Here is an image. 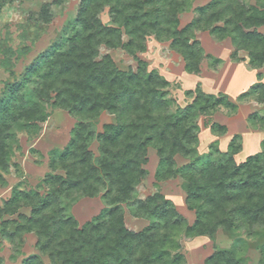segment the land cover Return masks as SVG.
<instances>
[{
    "label": "trees",
    "instance_id": "trees-1",
    "mask_svg": "<svg viewBox=\"0 0 264 264\" xmlns=\"http://www.w3.org/2000/svg\"><path fill=\"white\" fill-rule=\"evenodd\" d=\"M51 5L41 4L37 22L51 20ZM190 6L191 0H79L66 31L19 78L5 82L0 92V186L6 183L10 140L16 131L33 130L44 122L47 105L76 119L66 145L50 150L49 170L38 187L15 184L0 204L1 238L14 245L27 233L36 237L39 253L24 257L21 264H183L179 237H214L217 230L233 245L215 249L204 264H248L243 255L247 238L264 264V148L236 163L240 136L234 134L226 151L197 154V118L218 107L235 108V103L223 93L198 89L191 102L171 111L167 81L136 55L152 35L169 41L182 56L185 70L197 73L203 50L195 31L202 30L218 41L229 37L234 45L231 57L235 60L244 51L248 66L260 69L264 0H209L195 7L196 16L180 26L179 14ZM105 9L109 23L100 18ZM102 46L123 49L136 67L119 69L109 53H100ZM261 76L257 71V81L239 99L249 95L264 101ZM102 112L115 121L96 132L93 121ZM248 119L264 121L256 113ZM211 127L226 131L217 123ZM93 140L96 152L90 149ZM149 147L158 158L157 181L175 176L184 181L185 203L195 214L191 224L157 191L143 199L134 197L146 173ZM178 154L188 159L180 166L174 160ZM100 192L104 207L79 225L66 201L76 194L93 197ZM123 205L147 224L138 231L128 229ZM23 208H28L27 214Z\"/></svg>",
    "mask_w": 264,
    "mask_h": 264
},
{
    "label": "rangeland",
    "instance_id": "rangeland-1",
    "mask_svg": "<svg viewBox=\"0 0 264 264\" xmlns=\"http://www.w3.org/2000/svg\"><path fill=\"white\" fill-rule=\"evenodd\" d=\"M209 0H191L188 10L179 14L180 26L190 22L195 16V7L204 5ZM255 0H244L253 4ZM51 3V20L42 24L35 20V14L42 3ZM79 0H4L0 2V92L5 82L19 78L25 68L34 59L45 51L70 23L76 14ZM102 22L109 23L106 9L100 13ZM264 33V26L259 28ZM195 37L203 50V58L197 73L187 72L180 53L170 47L169 41H159L154 36L146 37L145 50L136 55L146 62L148 69H156L167 81V94L171 100L170 110L183 107L193 99L198 89L204 93L217 95L225 94L235 103V108L218 107L207 115L197 118V154L208 153L215 149L224 152L235 133H240V150L234 154L236 163L242 162L249 155L263 151L264 148V121H250L252 113L264 118V101L258 102L254 96L239 99L238 94L245 91L249 85L257 81L256 73L261 72V82L264 83V65L260 69L248 66L246 52L239 51L234 60L231 54L234 45L231 39L216 40L207 31H195ZM100 53H109L119 69L135 68L136 60L123 49L100 48ZM219 58L220 62H214ZM13 72V75L10 73ZM48 117L33 130L16 131L12 140V154L10 166L4 177L6 183L0 186V204L10 195L12 186L20 184L25 189H35L49 170L48 160L50 150L61 149L70 138V130L76 119L66 110L53 108L47 105ZM113 115L102 112L93 121L96 132L102 130L105 123L114 122ZM217 123L226 128L220 132L211 124ZM252 123V124H251ZM254 125V126H253ZM239 134V135H240ZM242 135L244 139H242ZM96 140L90 144V149L96 152ZM175 165L180 166L188 159L176 155ZM157 155L153 147L147 149V161L143 165L146 173L135 188L134 197L143 199L148 194L159 192L170 200L175 209L191 224L195 218L193 210H189L185 203V183L175 176L162 181L155 179ZM68 213L79 225L97 215L104 207L102 192L93 197L73 195L66 201ZM124 207V222L128 229L138 231L147 224V221L130 214ZM28 213V208L21 209ZM244 236V235H243ZM246 237V236H244ZM247 238V237H246ZM36 237L32 233L23 236L20 242L11 244L0 236L1 264H21L22 259L31 254H38L35 247ZM252 239L247 238L243 255L248 264H263L260 261L259 251L254 247ZM179 252L184 256L183 264H204V259L217 248H230L233 240L222 230H217L214 237L204 235L179 237ZM44 263L48 262L43 256Z\"/></svg>",
    "mask_w": 264,
    "mask_h": 264
},
{
    "label": "crops",
    "instance_id": "crops-1",
    "mask_svg": "<svg viewBox=\"0 0 264 264\" xmlns=\"http://www.w3.org/2000/svg\"><path fill=\"white\" fill-rule=\"evenodd\" d=\"M251 85H252V84H251ZM251 85H249L248 88L245 89V91H247ZM245 91H243V92H245ZM241 93H242V92H241ZM241 93H239V94H241ZM239 94H238V96H239ZM251 124H252V123H251ZM253 126H254V125H253ZM235 134H238V135H239L240 133H235ZM233 135H234V134H233ZM233 135H232V136H233ZM239 136H241V134H240ZM242 139H244V136H243V135H242Z\"/></svg>",
    "mask_w": 264,
    "mask_h": 264
}]
</instances>
